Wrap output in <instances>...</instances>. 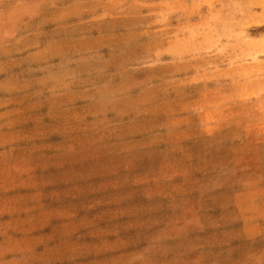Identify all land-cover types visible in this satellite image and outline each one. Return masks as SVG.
<instances>
[{
    "label": "rangeland",
    "instance_id": "374dc122",
    "mask_svg": "<svg viewBox=\"0 0 264 264\" xmlns=\"http://www.w3.org/2000/svg\"><path fill=\"white\" fill-rule=\"evenodd\" d=\"M0 264H264V0H0Z\"/></svg>",
    "mask_w": 264,
    "mask_h": 264
}]
</instances>
